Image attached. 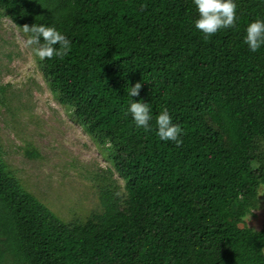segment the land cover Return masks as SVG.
I'll return each mask as SVG.
<instances>
[{
    "label": "trees",
    "instance_id": "trees-1",
    "mask_svg": "<svg viewBox=\"0 0 264 264\" xmlns=\"http://www.w3.org/2000/svg\"><path fill=\"white\" fill-rule=\"evenodd\" d=\"M235 2V27L205 38L192 0H0L27 36L42 23L71 40L41 71L124 182L70 227L0 160V264H264V220L244 222L264 204V47L243 43L264 0ZM137 82L150 132L126 115ZM164 108L179 146L155 134Z\"/></svg>",
    "mask_w": 264,
    "mask_h": 264
},
{
    "label": "rangeland",
    "instance_id": "rangeland-1",
    "mask_svg": "<svg viewBox=\"0 0 264 264\" xmlns=\"http://www.w3.org/2000/svg\"><path fill=\"white\" fill-rule=\"evenodd\" d=\"M28 36L0 10V160L9 174L70 227L104 213L100 191H124L101 147L61 105L26 46ZM36 155V156H35ZM264 204L245 224L262 228Z\"/></svg>",
    "mask_w": 264,
    "mask_h": 264
},
{
    "label": "clouds",
    "instance_id": "clouds-1",
    "mask_svg": "<svg viewBox=\"0 0 264 264\" xmlns=\"http://www.w3.org/2000/svg\"><path fill=\"white\" fill-rule=\"evenodd\" d=\"M197 18L194 28L202 33L205 38L215 35L217 32L235 27L237 23V4L235 0H192ZM29 33L26 46L31 47L32 52L40 60L63 58L71 50V40L68 39L55 26L45 24H33L24 26ZM243 43L250 52L256 53L264 47V19L257 18L249 22L245 29ZM141 83L126 89L130 98L126 115H130L134 126L145 132L153 131L152 110L149 103L142 100L135 101L132 97L139 95ZM155 134L161 141H171L177 146L181 144L182 128L173 123L170 113L166 108L155 116Z\"/></svg>",
    "mask_w": 264,
    "mask_h": 264
}]
</instances>
